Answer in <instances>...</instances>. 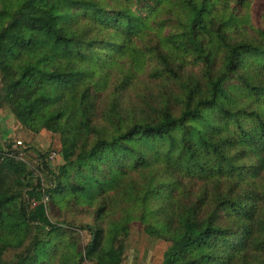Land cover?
I'll return each mask as SVG.
<instances>
[{"label":"trees","instance_id":"16d2710c","mask_svg":"<svg viewBox=\"0 0 264 264\" xmlns=\"http://www.w3.org/2000/svg\"><path fill=\"white\" fill-rule=\"evenodd\" d=\"M252 3L0 0V110L46 177L0 157V264H123L134 222L168 243L161 264H264ZM47 206L92 220L52 222Z\"/></svg>","mask_w":264,"mask_h":264},{"label":"rangeland","instance_id":"374dc122","mask_svg":"<svg viewBox=\"0 0 264 264\" xmlns=\"http://www.w3.org/2000/svg\"><path fill=\"white\" fill-rule=\"evenodd\" d=\"M252 6L253 12L257 10L262 12L264 10V0H253ZM0 116L2 118L0 122L1 132H3V130L9 129V127L10 129H14L11 124V121H14V119L7 109H2ZM14 140L26 141L25 135L19 132V127L17 125L14 133L10 134V141ZM58 142L59 141L57 137L44 132L38 134L32 143L36 149L44 153H49L59 149ZM47 213L49 215V219L52 222H62L64 220L73 222L75 224H80L90 223L92 220L88 214L82 213L79 210H63L60 213L56 211L51 213L50 208L47 206ZM74 238L78 240L79 244L84 245L88 240V235L85 232L75 231ZM167 246L168 243L161 240H155L154 238L147 236L142 231V228L136 222H134L132 223L130 237L127 241V249L125 253L126 260L123 262V264H158L159 260L163 258V253Z\"/></svg>","mask_w":264,"mask_h":264},{"label":"built area","instance_id":"2783aa9c","mask_svg":"<svg viewBox=\"0 0 264 264\" xmlns=\"http://www.w3.org/2000/svg\"><path fill=\"white\" fill-rule=\"evenodd\" d=\"M0 141L2 148L0 150V157L2 159H13L16 162H20L24 164L27 168H29L32 171L33 176L38 177L44 184L46 177L41 172L42 165L40 166V168H38L42 161L39 158H36L35 156L30 157L29 154L25 152L23 143L20 140L8 141L5 145H3L1 125H0ZM59 149L48 153L44 161L50 163L51 165H55L59 160ZM46 201H47V197H44L43 203Z\"/></svg>","mask_w":264,"mask_h":264},{"label":"crops","instance_id":"0c3cea01","mask_svg":"<svg viewBox=\"0 0 264 264\" xmlns=\"http://www.w3.org/2000/svg\"><path fill=\"white\" fill-rule=\"evenodd\" d=\"M0 112H1V110H0ZM1 120H2V118L0 116V122H1ZM11 122H12L11 124H12V126H13L14 129H10V127H9V129L3 130V132H2V142H3L2 144L3 145H5L8 141H10V134H13L14 131H15V129H16V123H15V121H11ZM7 126H8V124H7ZM42 133H44V132H42ZM46 133H48V132H46ZM48 134H51V133H48ZM52 136H54V135H52ZM0 145H1V141H0ZM58 148H60L59 142H58ZM161 262H162V258L159 260L158 264H161Z\"/></svg>","mask_w":264,"mask_h":264}]
</instances>
